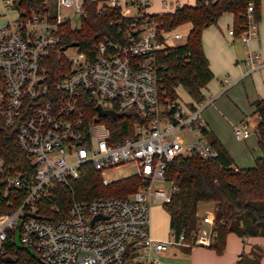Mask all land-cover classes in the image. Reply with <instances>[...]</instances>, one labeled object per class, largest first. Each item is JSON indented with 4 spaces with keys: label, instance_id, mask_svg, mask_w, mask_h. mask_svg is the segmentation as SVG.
I'll use <instances>...</instances> for the list:
<instances>
[{
    "label": "built area",
    "instance_id": "2783aa9c",
    "mask_svg": "<svg viewBox=\"0 0 264 264\" xmlns=\"http://www.w3.org/2000/svg\"><path fill=\"white\" fill-rule=\"evenodd\" d=\"M0 1L6 12H16L15 19L0 25V121L15 134L26 158L20 164L23 172L16 173L0 154V194L15 191L19 201L0 220V256L8 254L5 244L15 243L18 231L20 243L44 264H160L157 257L170 242L153 238L151 207L155 201L165 204L177 190L167 177L168 165L193 151L203 160L218 157L203 133L202 113L211 102L205 99L191 109L180 97L172 100L165 86L160 56L185 38L151 19L154 0H99V10L104 5L121 12L135 9L129 17L131 33L125 44L105 37L87 52L79 45H62L66 22L57 12L61 6L74 8L80 20L91 0H56L52 12L31 15L15 0ZM159 2L167 10L163 13L183 6L181 0ZM254 10L249 3L238 37L234 28L229 30L245 46L259 36ZM69 47L78 50L75 58L65 54ZM244 63L252 70L264 67L256 53H248ZM114 113L139 115L133 135L115 143L102 120ZM183 130L191 135L190 145L180 135ZM250 135L246 124L234 130L237 140ZM130 162L138 165L144 183L137 191L127 197L77 198L75 184L86 165L100 173L107 187L113 182L106 170ZM58 185L69 191V199ZM55 200L69 205L64 211ZM203 222L213 226L214 216ZM213 229L208 235L199 229L198 245L210 246Z\"/></svg>",
    "mask_w": 264,
    "mask_h": 264
},
{
    "label": "trees",
    "instance_id": "16d2710c",
    "mask_svg": "<svg viewBox=\"0 0 264 264\" xmlns=\"http://www.w3.org/2000/svg\"><path fill=\"white\" fill-rule=\"evenodd\" d=\"M16 6L26 15L44 13L57 8L49 6V0H15ZM100 1L86 3V15L79 20V28H73L69 22L61 27L62 45L78 44L83 51H89L93 44L105 37L114 42L127 43L124 39L131 33L133 19L124 17L121 9L104 5L98 9ZM254 4V13L259 21L261 17V0H196L194 5H183L173 13H156L151 19L167 31L189 24L190 30L184 44L169 47L160 56V62L166 66L165 86L172 100L179 98L178 87H182L193 102L199 104L206 99L205 89L214 79L204 53L203 32L216 25L226 13L234 16V31L238 37L242 32V22L248 4ZM59 61L53 66L57 70ZM254 114L258 116L257 139L262 155L255 159L251 168H235L234 160L221 140L206 128L203 133L208 142L218 151L214 160H203L193 151L188 155L175 158L169 165L167 177L174 181L177 190L170 200L163 204L169 217V230L176 243L189 251L198 245L199 225L198 205L201 202H213L215 205V236L208 248L218 255L224 254L229 233H235L242 239L261 237L264 239V99L253 103ZM97 110L92 108V114ZM137 114L108 115L104 120L112 135V141L120 142L133 135V126L138 122ZM0 154L7 166L16 173H22L20 164L26 159L19 149L15 134L5 128L0 121ZM144 185L142 179L130 176L114 181L110 186L102 184L101 175L93 166L86 165L81 179L75 184L77 198L94 200L111 197H127ZM64 200L69 199V191L63 186L58 188ZM17 194L10 191L6 196L0 194V220L12 213L19 205ZM10 200L13 203L9 205ZM63 201V200H62ZM55 200L54 204L67 208L69 201ZM7 255L0 256V264H44L26 251L17 250L15 243L5 244ZM264 244L253 246L249 253H242L235 264H262Z\"/></svg>",
    "mask_w": 264,
    "mask_h": 264
},
{
    "label": "rangeland",
    "instance_id": "374dc122",
    "mask_svg": "<svg viewBox=\"0 0 264 264\" xmlns=\"http://www.w3.org/2000/svg\"><path fill=\"white\" fill-rule=\"evenodd\" d=\"M184 2L189 5H193L195 0H184ZM49 6L54 8L55 0H49ZM150 10L153 13H163L167 11L156 1L151 4ZM74 12V8L61 6L59 7L57 13L63 22H70L73 28H79V16H74ZM122 13L123 16L130 17L135 14V9L123 8ZM15 18L16 12H6L0 1V25ZM217 26L218 31H221L220 36L222 38V42L224 43L220 53L222 56L227 57L230 55H236L238 62L235 67H238L240 73L236 76L234 75L235 72L227 74L225 71H222L216 75L217 80L220 82L226 81L227 84H225V86L220 84L219 94L217 96H211L208 99L209 102H207V104L211 103L203 111L202 117L207 121L209 127L220 137L223 144L232 155L234 160L233 166L240 169L251 168L255 166V159L262 155L258 146L256 134L259 119L257 115H253L251 103L254 101L252 95H254L255 84L256 86L257 84L262 86L263 89H261L259 94L264 95L263 81H256L258 77L264 75V67L252 70L244 63V60H240L243 57H246L247 53H256L260 55L261 61L264 62V53L260 50H254L251 47V42L254 39L249 42L248 46H245L238 39L235 40L234 45H226L225 43H227L228 40L227 34L229 30L220 24ZM232 28H230V30ZM189 30L190 25L185 24L178 27L171 33H179L185 38L177 42V45L186 42ZM65 54L70 58H75L78 55V50L74 47H69ZM245 54L246 56H244ZM226 90L227 92L224 93ZM177 93L182 102H193L192 98L182 87H178ZM243 124L248 126V130L251 135L248 139L237 140L234 136V130ZM180 135L185 139L187 145L191 144V135L187 130H183ZM138 173V165L134 162H130L117 168L107 169L105 177L110 182H114L130 176H135ZM164 187L168 188L169 184H166ZM214 208L215 205L213 202H201L199 204L198 216L201 217L199 227L201 228L202 233L204 232L206 235H208L211 228H214V225L211 226L204 223L203 219L209 215L214 216L215 219ZM151 234L155 240L170 242L168 249L157 257L160 264H216L215 258H225L226 260H230L232 258L233 260L236 259L239 254H237L238 252L232 250V248L240 250V254L241 252L249 253L253 246H259L263 242V239L260 237L241 239L235 233H229L226 241V250L222 255H218L215 251L208 247L201 246L194 247L192 248L193 250L189 251L187 248L174 243V237L169 230L168 215L164 210L163 203L158 201H155L151 207Z\"/></svg>",
    "mask_w": 264,
    "mask_h": 264
},
{
    "label": "crops",
    "instance_id": "0c3cea01",
    "mask_svg": "<svg viewBox=\"0 0 264 264\" xmlns=\"http://www.w3.org/2000/svg\"><path fill=\"white\" fill-rule=\"evenodd\" d=\"M154 1H156V2H158L160 4L159 0H154ZM181 3H182V5L187 4V3L184 2V0H181ZM194 4H195V2H194ZM187 5H189V4H187ZM149 13L156 14V13L151 12L150 9H149ZM218 24H220L224 28L226 27V28H228V30H230V28H232L233 25H234V16H233V14H230V13L224 14L219 19V21H218V23L216 25H213V26L207 28L203 32V35H202L204 53H205V56H206V58L208 60L209 68H210L211 72L214 75V79L211 81V83L208 85L207 89H205V91H204L207 100L211 96L213 97V96H217L219 94V85L222 84V82L217 80L216 75H218L222 71H225V73H227V74H232V73L235 72L234 75H236V76L239 75V73H240L239 70H238V67H235L236 63L238 62L237 58H236V55H230L229 57H227V56H222L221 53H220V50L222 49V45L224 43L222 42V38L220 36L221 31H218V26H217ZM213 27H215V28H213ZM227 36H228L227 37L228 40H227V43H225V44L226 45H234V42H235L236 38L231 37L229 35V31H228ZM251 47L254 50H260V51H262L264 53V0H261V17H260V20H259V36H258L257 39H254L251 42ZM244 56H246V54ZM245 58L246 57H243L240 61L245 60ZM260 80H262L263 84H264V75L263 76L261 75L260 77H258L256 79V81H258V82ZM261 89H263V88H262V86L260 84H257V86L255 84L254 95H252V98L254 99V101L251 103V107L253 108V115H255L254 114L253 103L257 99H261V98L264 99V95H260L259 94ZM226 92H227V90L224 93H226ZM261 96H263V97H261ZM205 127H206V129L208 131L214 133L220 139V137L214 132V130H212L209 127V125H208L206 120H205ZM221 142H222V140H221ZM198 208H199V205H198ZM263 244H264V239H263V242L259 246H262ZM191 250H193V249H191ZM232 250H234L235 252H238L237 254H239L236 259L233 260V258H232L230 260H226L225 258H219V259L215 258L216 259V264H232V263L235 264L240 259V256H241L242 252L240 254V250L235 249V248H232ZM262 264H264V259L262 260Z\"/></svg>",
    "mask_w": 264,
    "mask_h": 264
},
{
    "label": "water",
    "instance_id": "95a60500",
    "mask_svg": "<svg viewBox=\"0 0 264 264\" xmlns=\"http://www.w3.org/2000/svg\"><path fill=\"white\" fill-rule=\"evenodd\" d=\"M78 44H72L71 46H77ZM102 113L99 111V116H101ZM15 246L17 248V250H20V251H26L28 252L32 257L38 259L37 255L30 249V248H27L25 246H23L21 243H20V240H19V232L16 231V236H15Z\"/></svg>",
    "mask_w": 264,
    "mask_h": 264
}]
</instances>
